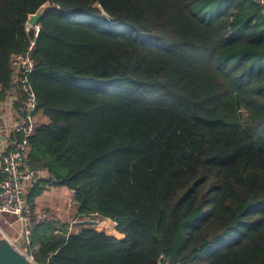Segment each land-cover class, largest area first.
<instances>
[{"label": "trees", "instance_id": "1", "mask_svg": "<svg viewBox=\"0 0 264 264\" xmlns=\"http://www.w3.org/2000/svg\"><path fill=\"white\" fill-rule=\"evenodd\" d=\"M46 2L34 37L27 17ZM31 41L29 165L77 210L72 225L35 227L34 263L264 264L253 0H0V112ZM105 220L122 239L95 230Z\"/></svg>", "mask_w": 264, "mask_h": 264}, {"label": "built area", "instance_id": "2", "mask_svg": "<svg viewBox=\"0 0 264 264\" xmlns=\"http://www.w3.org/2000/svg\"><path fill=\"white\" fill-rule=\"evenodd\" d=\"M259 6L260 14L264 18V0H253ZM27 26V25H26ZM29 29L34 31V37L39 31V25ZM33 42L25 55H15L10 62L12 88L8 93L9 103L6 111H9L8 124L4 123L0 113V132L7 131V144L1 155L0 165V214L16 216L22 225V237L24 245H28L36 226L50 220L45 212L36 213L26 200L27 189L36 183L44 174L39 168L29 165L28 138L34 128V109L36 105L35 95L31 90L26 74L33 67L29 57ZM14 104H18L16 108ZM4 110V109H3Z\"/></svg>", "mask_w": 264, "mask_h": 264}, {"label": "crops", "instance_id": "3", "mask_svg": "<svg viewBox=\"0 0 264 264\" xmlns=\"http://www.w3.org/2000/svg\"><path fill=\"white\" fill-rule=\"evenodd\" d=\"M8 112L5 111V113L2 114V117L5 119L3 122L7 124L6 126H10V124H8ZM7 136V131L0 132V165L1 155L5 145L7 144ZM47 176L48 175L44 173L36 183L27 189V192H32L33 190L38 191V194L34 197L32 203L30 204L32 210L36 213L45 212L49 215L50 219L62 224H67V217L70 216H73L75 220L77 210L74 204V194L65 188L48 186L45 184ZM68 194H70L73 198V203L70 204L72 210L70 208L67 210ZM73 208L75 211H73ZM72 211L74 214L71 213ZM2 235L11 241H15L22 236V225L16 216L5 213L0 214V236ZM122 238L123 236L120 235L119 239Z\"/></svg>", "mask_w": 264, "mask_h": 264}, {"label": "water", "instance_id": "4", "mask_svg": "<svg viewBox=\"0 0 264 264\" xmlns=\"http://www.w3.org/2000/svg\"><path fill=\"white\" fill-rule=\"evenodd\" d=\"M50 8L48 2L40 6L35 13L27 17L26 25L30 28L37 26L44 13ZM24 244L25 240L22 236L15 241H11L3 235L0 236V264H36L23 250ZM164 263V259L161 258L160 264Z\"/></svg>", "mask_w": 264, "mask_h": 264}, {"label": "rangeland", "instance_id": "5", "mask_svg": "<svg viewBox=\"0 0 264 264\" xmlns=\"http://www.w3.org/2000/svg\"><path fill=\"white\" fill-rule=\"evenodd\" d=\"M3 112L5 113V111L3 110ZM73 203V198L70 196V194L67 195V210L68 208L71 209V206L70 204ZM72 210V209H71ZM73 211H75V209L73 208ZM71 212L74 214V212ZM76 222V220H74V217L73 216H70V217H67V224L68 225H72ZM95 229L97 232H103L105 233L107 236H110V237H116L117 239L120 238V235L116 232V224H114L113 222H110V221H102V222H99L96 226H95ZM226 242H221L219 243V245H223L225 244ZM211 247H207L205 248L204 250H202L201 252H199V256L202 257V256H205L206 254H208V252L210 251Z\"/></svg>", "mask_w": 264, "mask_h": 264}]
</instances>
